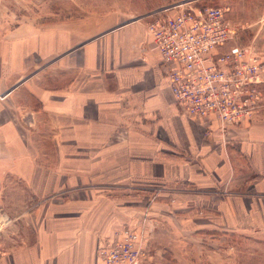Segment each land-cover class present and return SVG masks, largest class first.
I'll return each instance as SVG.
<instances>
[{
	"label": "crops",
	"instance_id": "crops-1",
	"mask_svg": "<svg viewBox=\"0 0 264 264\" xmlns=\"http://www.w3.org/2000/svg\"><path fill=\"white\" fill-rule=\"evenodd\" d=\"M137 19L76 29V42L11 33L0 61V222L11 226L0 264H98L99 241L139 216L148 202L132 193L149 188L152 233L167 214L176 235L207 216V233L264 237L262 110L223 128L185 114ZM54 52L46 66L56 61L63 77L36 62Z\"/></svg>",
	"mask_w": 264,
	"mask_h": 264
},
{
	"label": "rangeland",
	"instance_id": "rangeland-1",
	"mask_svg": "<svg viewBox=\"0 0 264 264\" xmlns=\"http://www.w3.org/2000/svg\"><path fill=\"white\" fill-rule=\"evenodd\" d=\"M180 3H187L183 5L184 7L208 5L224 8L228 23L237 32V42L254 45L264 54V0H0V61L8 51L7 44L15 29L22 32V38L34 39L36 35L48 37L59 33L61 38L65 34L66 39L70 38L71 42H76V29L90 35L116 23L137 18L141 24L147 25L153 18L151 14ZM176 9L172 8L168 12L175 13ZM28 30L31 33H26ZM56 53L44 58L38 57L36 61L38 66L45 68L47 61L56 59L58 56ZM55 62L46 66L50 68L44 69V72L50 73L49 77L52 78H56L57 73H61L62 76L67 72L55 66ZM7 101L5 94L0 95V103H2L0 105H7ZM260 105L259 108L264 114V84ZM255 113L256 111L251 117ZM10 180L8 177L7 185L12 184ZM132 194L139 195L145 203H148L133 222L122 225L114 234H118L119 237L121 229L127 226L137 231L136 245L141 251L138 254L140 264H264L262 234L256 235L255 232H248L247 229L207 233L198 227L207 224L209 218H206L205 213L196 207L189 209L191 210L189 214L192 216L203 214L204 217L192 218L193 223L190 226H177L178 235L168 224L167 214L160 216L161 224L158 225L163 230L160 233H152V229L156 226L152 205L159 199L158 193L149 188ZM175 203L181 205L175 199L170 201V204L175 205ZM2 222L0 226L3 224L5 226L3 225L0 230L1 252L10 241L5 236L9 235L11 230L7 217L3 218ZM108 242L111 241L103 240L98 244Z\"/></svg>",
	"mask_w": 264,
	"mask_h": 264
},
{
	"label": "built area",
	"instance_id": "built-area-1",
	"mask_svg": "<svg viewBox=\"0 0 264 264\" xmlns=\"http://www.w3.org/2000/svg\"><path fill=\"white\" fill-rule=\"evenodd\" d=\"M186 4L151 14L146 25L174 102L185 114L215 119L222 128L239 125L261 106L264 54L237 42L224 8ZM172 8L175 13L168 12ZM119 233L99 244L98 264H140L137 231L127 226Z\"/></svg>",
	"mask_w": 264,
	"mask_h": 264
}]
</instances>
